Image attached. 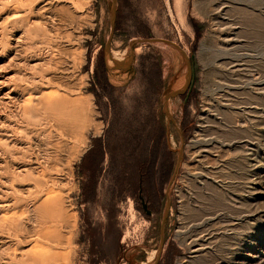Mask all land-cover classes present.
Masks as SVG:
<instances>
[{
	"label": "rangeland",
	"instance_id": "obj_1",
	"mask_svg": "<svg viewBox=\"0 0 264 264\" xmlns=\"http://www.w3.org/2000/svg\"><path fill=\"white\" fill-rule=\"evenodd\" d=\"M141 91L175 160L152 226L108 218L100 165ZM0 264H264V0H0Z\"/></svg>",
	"mask_w": 264,
	"mask_h": 264
},
{
	"label": "flooded vegetation",
	"instance_id": "obj_2",
	"mask_svg": "<svg viewBox=\"0 0 264 264\" xmlns=\"http://www.w3.org/2000/svg\"><path fill=\"white\" fill-rule=\"evenodd\" d=\"M134 50L135 47H132ZM130 65L129 70L133 63ZM142 71L141 65L139 72ZM145 102V92L141 91L139 99L135 100L139 115L135 116L134 123L129 126L131 130L113 144L114 148L101 150L100 165L108 218L118 209L127 210L131 203L138 215L152 226L163 215L167 199L166 187L173 176L175 160L167 130L160 118L155 129L148 124L147 116L143 113ZM147 234L148 231L145 237Z\"/></svg>",
	"mask_w": 264,
	"mask_h": 264
},
{
	"label": "water",
	"instance_id": "obj_3",
	"mask_svg": "<svg viewBox=\"0 0 264 264\" xmlns=\"http://www.w3.org/2000/svg\"><path fill=\"white\" fill-rule=\"evenodd\" d=\"M112 14H113V18H114V16H115V14H114V6L112 8ZM155 40L156 41H160L159 39H155ZM155 40H149V41H155ZM107 49H108V47H107ZM191 58L193 59L194 56L192 55ZM126 60H129V59L126 58ZM126 60H124L123 62H116V61H114V62H116V66L117 67H122L123 65L128 64V62ZM188 67H189V71H188L187 78L184 80V82H185L184 84L186 86L188 84V82H189L188 91H187L188 92V95H189L190 91L192 90L193 82L195 80L194 71L192 70L193 67H194V62H193L192 68L190 67L189 63H188ZM182 88H184V86ZM178 94L179 93H176V92H173L172 91L171 94L167 95L166 98H165L166 99V102H167V105H168L169 99L172 98V97H174V96H176V95H178ZM168 206H167V208H168ZM166 215H167V209H166V211L164 213V218L166 217Z\"/></svg>",
	"mask_w": 264,
	"mask_h": 264
},
{
	"label": "crops",
	"instance_id": "obj_4",
	"mask_svg": "<svg viewBox=\"0 0 264 264\" xmlns=\"http://www.w3.org/2000/svg\"><path fill=\"white\" fill-rule=\"evenodd\" d=\"M137 99H139V98H137ZM154 106H155V102L150 104L148 107H145V112H143V113H144V116H147L148 124L152 125L153 128L155 129V126H156V123L158 120V114H157V110L155 109ZM103 148H107V143L103 144Z\"/></svg>",
	"mask_w": 264,
	"mask_h": 264
},
{
	"label": "bare ground",
	"instance_id": "obj_5",
	"mask_svg": "<svg viewBox=\"0 0 264 264\" xmlns=\"http://www.w3.org/2000/svg\"><path fill=\"white\" fill-rule=\"evenodd\" d=\"M114 55H115V56H114ZM114 55H113V57H112L113 59H109V58H108V62H110V63L112 64V67H114V66L116 65V62H114V61L121 62V59H120L121 57L118 58V57H117L118 54H116V53H114ZM119 56H120V55H119ZM109 65H110V64H109ZM123 66H125V65H123ZM123 66H122V67H123ZM113 70H114L115 72L118 71V70L115 69V68H114ZM122 70H124V69H122ZM117 78H118V77H117ZM183 83H184V82H183ZM55 197H56V196H55ZM55 200H56V199H55ZM56 206H57V205H56ZM45 235H46V234H45ZM45 235H44V236H45ZM47 237H48V236H47ZM152 256H153V255H152ZM52 258H53V257H52Z\"/></svg>",
	"mask_w": 264,
	"mask_h": 264
}]
</instances>
